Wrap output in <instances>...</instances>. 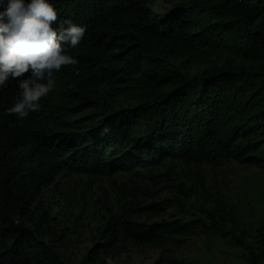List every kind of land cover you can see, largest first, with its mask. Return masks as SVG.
Here are the masks:
<instances>
[{
    "label": "trees",
    "instance_id": "16d2710c",
    "mask_svg": "<svg viewBox=\"0 0 264 264\" xmlns=\"http://www.w3.org/2000/svg\"><path fill=\"white\" fill-rule=\"evenodd\" d=\"M156 2L53 0L57 25L87 26L72 50L78 63L55 74V89L25 120L5 114L16 80L0 89V264H70L18 221L61 172L110 175L169 159L264 169V0H178L165 14L153 11ZM210 54L222 63L193 76L170 66ZM167 201L136 209L158 215ZM203 210L151 223L110 219L106 242L81 264L123 236L162 245L197 230L247 246L249 264H261L264 233L247 245L222 207Z\"/></svg>",
    "mask_w": 264,
    "mask_h": 264
},
{
    "label": "rangeland",
    "instance_id": "374dc122",
    "mask_svg": "<svg viewBox=\"0 0 264 264\" xmlns=\"http://www.w3.org/2000/svg\"><path fill=\"white\" fill-rule=\"evenodd\" d=\"M177 1L157 0L153 11L165 14ZM221 63L218 54H210L200 60L171 59L170 66L193 76ZM165 199L169 207L161 214L136 209ZM218 206L229 216L227 226L247 245H255L260 232L264 233V169L234 159L214 163L169 159L158 167L110 175L64 171L43 188L28 214L18 221L68 263L81 264L91 249L106 242L103 231L110 219L151 223L197 218L204 215L203 209ZM181 239L155 245L137 244L123 236L93 264H249V248L234 245L228 238L197 230Z\"/></svg>",
    "mask_w": 264,
    "mask_h": 264
},
{
    "label": "clouds",
    "instance_id": "9594fccd",
    "mask_svg": "<svg viewBox=\"0 0 264 264\" xmlns=\"http://www.w3.org/2000/svg\"><path fill=\"white\" fill-rule=\"evenodd\" d=\"M58 19L53 0H0V89L12 79L19 90L6 115L22 121L38 112L55 89V74L78 63L72 50L87 26Z\"/></svg>",
    "mask_w": 264,
    "mask_h": 264
}]
</instances>
